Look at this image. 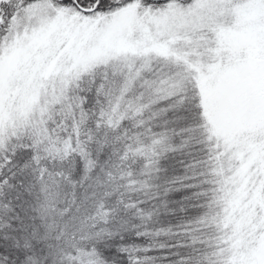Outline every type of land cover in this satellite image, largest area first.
I'll use <instances>...</instances> for the list:
<instances>
[{
    "label": "snow or ice",
    "instance_id": "snow-or-ice-1",
    "mask_svg": "<svg viewBox=\"0 0 264 264\" xmlns=\"http://www.w3.org/2000/svg\"><path fill=\"white\" fill-rule=\"evenodd\" d=\"M0 264H264V0H0Z\"/></svg>",
    "mask_w": 264,
    "mask_h": 264
}]
</instances>
